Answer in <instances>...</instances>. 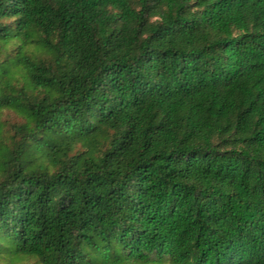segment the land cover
I'll list each match as a JSON object with an SVG mask.
<instances>
[{
  "label": "trees",
  "instance_id": "16d2710c",
  "mask_svg": "<svg viewBox=\"0 0 264 264\" xmlns=\"http://www.w3.org/2000/svg\"><path fill=\"white\" fill-rule=\"evenodd\" d=\"M0 264H264V0H0Z\"/></svg>",
  "mask_w": 264,
  "mask_h": 264
}]
</instances>
